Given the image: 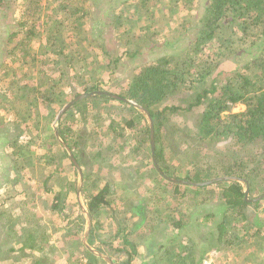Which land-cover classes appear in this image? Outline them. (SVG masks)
Returning <instances> with one entry per match:
<instances>
[{"label": "rangeland", "instance_id": "1", "mask_svg": "<svg viewBox=\"0 0 264 264\" xmlns=\"http://www.w3.org/2000/svg\"><path fill=\"white\" fill-rule=\"evenodd\" d=\"M90 2L95 5V16L93 24L86 26L93 30L92 36L99 44L105 43L109 54L102 53L93 43L84 52L85 56L89 53L88 60L76 52L84 50L83 44L77 43L70 25L62 33L67 52L73 54L70 62L59 61L49 52L41 54L39 42L32 47L22 45V52L29 53L26 59H14L16 53L9 57L7 49L13 41L10 36L17 28L15 10L5 9L6 16L4 11L0 13V264H71L83 254L81 239L87 221L79 208V175L66 150L59 146L55 127L59 128L60 123L70 129L66 138L77 144L82 161L83 205L87 207V196L108 184L109 198L119 207V213L112 208L101 210L92 221L97 231L96 245L111 241L116 247L119 240L115 236L121 227L120 234H129L140 249L132 264H264V197L250 202L244 219H224L226 206L220 196L221 188L204 191L195 186L176 187L155 169L148 142L140 145L135 138L122 141L107 127L133 118L139 127L129 135L136 136L143 132L142 125L149 123L145 115L142 118L119 102L80 103L82 99L67 110L63 121V117L56 120L63 107L85 86L107 83L104 88L115 89L119 93L116 95L126 97L122 93L128 87V79L142 64L187 50L197 28L172 48L163 43L181 37L184 18L194 15L189 25H196L207 0H195L191 7L184 6L182 0L151 1L148 9L136 8V4L131 7L132 3L121 5L116 10L115 23L111 21L116 1L111 8L108 1ZM61 4L62 0H42L40 30L43 37L53 33L52 44L58 43V20L68 16ZM126 16L132 19L127 21ZM154 43L160 45L150 48ZM135 49L141 53L126 55ZM258 53L254 50L243 57L254 58ZM110 55L122 57L112 72L105 68L112 60ZM236 62L227 63V70ZM85 64L89 65L82 66ZM34 92L45 93L41 101ZM192 98L190 90L183 88L169 96L164 105L185 107ZM245 108L238 103L233 111ZM203 109L204 106H197L192 112L172 117L162 131L159 142L164 146L168 171L175 178L186 180L187 171L208 162L218 165L215 151H226L230 145L227 140L216 144L194 140L192 129L199 123ZM228 153L247 162L253 180L249 197L264 195V143L236 145ZM55 168L62 173L53 174L49 180L52 191L48 192L44 180ZM55 192L62 193L59 205H65L69 220L63 218L60 209L52 211ZM178 220L185 223L183 227L172 225ZM45 236L48 245L42 239ZM39 241L44 245L43 252L36 251ZM107 247L105 250L109 251ZM126 256L122 252L115 259L122 264Z\"/></svg>", "mask_w": 264, "mask_h": 264}, {"label": "trees", "instance_id": "2", "mask_svg": "<svg viewBox=\"0 0 264 264\" xmlns=\"http://www.w3.org/2000/svg\"><path fill=\"white\" fill-rule=\"evenodd\" d=\"M60 1L58 0V2ZM62 1V11L68 16L64 20H58V43L52 44L55 40L53 33L43 37L40 30L41 22L39 19L42 10V0H0V13L5 9L10 10L14 8L15 10V24L17 28L10 36V38L12 37L11 40H13L11 44L8 45L7 43L9 57L10 54L16 53L17 55L14 54V59L18 61L24 60L26 56H29V53L27 50L22 52V45L26 44V47H32L35 43L39 42L40 47L38 50L41 51V54L43 51L49 52L55 54L59 61L70 62L73 54L69 51L67 52L65 42H62L65 37L62 33L69 28V25L77 43L83 44L82 49L84 50L77 49L76 51L82 55V59L88 60L89 53L85 56L84 52L89 50L93 43L102 53L109 54L105 43L99 44V40L92 36L93 30L86 26V23H90V27L94 22L95 14L93 13L95 12V5L90 4L91 0ZM104 1H108L109 8L112 7V2L116 1L115 11H113L112 15L114 21H111V23H115L118 16L116 10L121 5L126 6L132 3L131 7L136 4V8L148 9L153 1L156 2L158 0ZM182 3L184 6L188 4L186 7H191L194 5L195 0H182ZM4 14L6 16L8 12L4 11ZM194 17V15H191L190 18L186 17L183 19L182 24L184 29L180 30L181 37L163 43V45L172 48L181 38L188 39L191 30L197 28L193 38L190 40L189 48L184 51L182 50L180 53L166 55L153 63L142 64L129 77V84L125 90L126 94L122 93V95L150 112L154 120L155 156L160 168L166 175L175 177L174 174H171L172 172L168 171L167 160L163 156L165 153L164 146L159 142L165 124L172 117L185 115L187 112H192L197 106H204L199 123L192 129L193 135L196 138L194 140L210 144L227 140L230 145L226 151H215V156L220 161L218 165L212 166L206 160L205 163L207 165H203L200 168L197 166L198 169L192 168L187 171L185 179L193 182H203L217 176H233L244 179L252 187L251 171H247L248 165L245 159L243 160L238 155H229L228 152L231 147L236 145L246 147L259 142L264 143V0H207L203 15L198 20L199 22L196 25H189V19L191 22V19H194ZM129 18L131 17L126 16L127 21H129ZM8 40L9 38H7V42ZM159 45L160 43H154L150 48ZM254 50L259 51L256 57L249 59L243 57L244 55L245 57L248 54L250 55ZM140 53L139 49H135L134 53L128 50L126 55L131 54L133 56ZM111 57L112 60L105 66L109 72L114 71L118 67V60L121 56ZM232 60L237 61L236 66H233L231 70H227L226 64ZM29 61H32V59H28ZM44 63L48 64V62ZM240 63H243V65H240ZM60 70L64 72V69ZM106 84L85 86L82 88V93L104 90L113 94H119L115 89L109 90L104 88ZM183 88L190 90V94L193 97L185 107L181 105H164L169 96L178 92L179 89L183 90ZM97 100L106 103H109V101L119 102L131 107L139 116L144 118L145 114L136 109L132 103L113 98L107 94L93 95L83 99L80 103H92ZM238 103L245 105L246 108L242 111L234 112L233 107ZM74 105H79V103L77 102L72 106ZM68 112L66 111L62 117ZM63 119L64 117L61 121ZM124 120V123L110 124L107 127H110L112 132L120 137L122 141L126 138H135L137 141L139 140L140 145L148 142L150 144L149 151L151 155L149 123L146 122L145 125H142V128L144 127L143 132L135 136L134 134H129L132 129L135 130V128L139 127V123H136L133 118H124ZM58 129L61 137L66 141L81 164L82 161L77 152V144L66 138L70 129L61 126V123ZM59 171L60 168H55L53 171H49L50 173H47L44 180V185L47 188L46 191H52L49 180L54 173ZM174 185L176 187L183 185L193 187V185L182 183H174ZM210 187L221 188L220 196L226 206V216L224 215V219L230 216L245 218V209L250 205V202L245 200V183L238 180L223 179L208 185L195 186V188L204 191H209ZM84 189H86V186ZM61 195V192L55 193L53 208L55 210L60 209L59 213L63 215V218L69 220L70 217L64 213L66 210L65 205H59ZM109 196L110 187L108 184H104L100 189L87 196V210L90 213L92 221H95L100 211L104 209L112 208V210L119 213V207L113 204ZM254 205H257V203ZM184 224L182 220H178L173 222L172 225L174 227H183ZM121 226L125 225L121 224ZM220 227H223V223H221ZM121 229V227L118 229L115 236H118L119 240L116 247L112 246L113 242L111 241H108L107 244L102 242L96 245L94 240L96 239L97 231L93 227L89 236V243L97 250L108 255L114 264H119L115 256H120V253L126 252V260L124 259L125 261L122 264H132L137 255H140V249L136 247V242L131 241L132 239L129 237V234H120ZM45 239L48 245L49 239ZM107 245L109 251L105 250ZM104 262H106L105 259L97 256L83 246V254H79L72 263L101 264Z\"/></svg>", "mask_w": 264, "mask_h": 264}, {"label": "water", "instance_id": "3", "mask_svg": "<svg viewBox=\"0 0 264 264\" xmlns=\"http://www.w3.org/2000/svg\"><path fill=\"white\" fill-rule=\"evenodd\" d=\"M97 94H107L113 98H116V99H120V100H123V101H126V102H130L132 103V105L134 107H136V109H138L139 111H141L143 114H145V117L147 118L148 122H149V125H150V132H151V135H150V141H151V151H152V158H153V162H154V165H155V168L156 170L164 177L166 178L167 180H170L174 183H182V184H189V185H193V186H202V185H208V184H211L215 181H219V180H223V179H232V180H238V181H241L243 183H245V200L248 201V202H257L259 200H261L264 195H260L258 197H255V198H250L249 197V192H250V185L244 181V179H241V178H238V177H229V176H218V177H214V178H211V179H208L206 181H203V182H193V181H188V180H184V179H178V178H175V177H171V176H168L166 175L163 170L160 168L158 162H157V159H156V156H155V129H154V120L152 118V116L150 115V112L140 106L139 104L135 103V102H132V101H129L128 99L122 97V96H119V95H116V94H113V93H110L108 91H104V90H94V91H90V92H84V93H80L78 95H76L71 101H69L64 107L63 109L60 111V113L58 114L57 116V119L56 120H60L62 115L75 103H77L79 100H82V99H86L90 96H93V95H97ZM55 133H56V136H57V139L58 141L63 145V147L65 148L66 152L68 153L74 167L76 168L77 172H78V175H79V180H78V188H77V195H78V201H79V206H80V209L83 213V215L85 216L86 218V221H87V226H86V230H85V233L82 237V243L83 245L91 252H93L94 254H96L97 256L99 257H102L103 259H105L109 264H114L111 259L106 255L104 254L103 252L97 250L96 248H94L93 246H91V244L89 243V236H90V233L92 231V227H93V223H92V218L90 216V213L89 211L87 210V207H85L82 203V200H81V191H82V186L84 184V174H83V171H82V167L80 165V163L78 162V160L76 159L74 153L71 151L70 147L67 145V143L62 139L61 135H60V131L58 128L55 127Z\"/></svg>", "mask_w": 264, "mask_h": 264}, {"label": "crops", "instance_id": "4", "mask_svg": "<svg viewBox=\"0 0 264 264\" xmlns=\"http://www.w3.org/2000/svg\"><path fill=\"white\" fill-rule=\"evenodd\" d=\"M40 90V89H39ZM34 93H36V97H38L39 98V101H41V97H43L44 96V94L42 93V92H34ZM33 93V94H34ZM33 98L35 99V97L33 96ZM2 113V110H1V112H0V114ZM60 143V142H59ZM61 148H62V150L64 151L65 150V148L63 147V145L60 143V145H59ZM72 162V161H71ZM74 166V165H73ZM57 173H62V171H61V169H60V171L59 172H57ZM56 193V192H55ZM52 211H57V210H55L54 208H53V204H52ZM55 231H56V234L55 235H58V230H57V228L55 227V229H54ZM53 230V231H54ZM45 238H47V236H45V237H43L42 239H44V241L46 242V239ZM41 239V240H42ZM81 241H82V239H81ZM82 243V242H81ZM37 248H36V251H38V250H41L42 252L45 250V248H44V245L39 241L38 243H37ZM30 246V245H29ZM82 246H84L83 245V243H82ZM31 247V246H30ZM85 247V246H84ZM31 249V248H30ZM108 256V255H107ZM112 261V260H111ZM34 262H36V260H34ZM108 264V263H107Z\"/></svg>", "mask_w": 264, "mask_h": 264}]
</instances>
